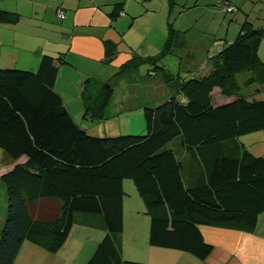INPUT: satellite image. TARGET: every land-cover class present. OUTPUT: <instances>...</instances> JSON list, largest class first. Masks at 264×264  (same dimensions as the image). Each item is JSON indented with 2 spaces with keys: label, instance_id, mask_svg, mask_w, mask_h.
I'll return each instance as SVG.
<instances>
[{
  "label": "trees",
  "instance_id": "1",
  "mask_svg": "<svg viewBox=\"0 0 264 264\" xmlns=\"http://www.w3.org/2000/svg\"><path fill=\"white\" fill-rule=\"evenodd\" d=\"M168 4L162 56L173 54L186 32L174 28L177 0ZM220 4L226 11L235 7L228 0ZM20 20L17 11L0 8V25ZM263 35V28L245 20L236 38L209 57L211 68L200 77L174 76L160 64L162 56L138 55L123 62L112 80L86 76L79 96L90 122L106 120L114 80L140 62L152 65L148 75L175 84L181 98L143 106L141 134L94 136L75 122L54 89L59 66L67 62L64 53L39 52L35 69L0 67V149L14 163L0 175L6 190L0 264H13L24 241L56 253L75 224L105 232L87 264H144L124 259L120 251L125 179L132 180L149 216L150 246L204 260L212 246L199 226H254L264 212V157L236 139L264 130V98L239 96L235 74L256 65L264 69L258 58ZM103 44L110 63L116 43ZM216 87L226 100L213 97Z\"/></svg>",
  "mask_w": 264,
  "mask_h": 264
},
{
  "label": "crops",
  "instance_id": "2",
  "mask_svg": "<svg viewBox=\"0 0 264 264\" xmlns=\"http://www.w3.org/2000/svg\"><path fill=\"white\" fill-rule=\"evenodd\" d=\"M12 1L15 4L14 9H7L20 13L21 20L12 26L0 25V67L22 64L35 69L39 52L53 55L64 53L67 62L59 66L54 89L61 96L75 122L77 115L82 114V123L79 125H83V122L87 125L88 121L83 117V109L78 104L80 96L75 90L79 91L86 76L98 73V62L106 63L104 40L116 43L119 55L114 62L116 65L122 64L124 58L120 53L140 56L142 49H160L159 37L164 35L162 25H166L165 20H168L167 14L158 24L156 20L159 21V18L151 15L145 21L138 22V18H146L151 12L156 13L155 6L149 5L155 0H22L25 2L21 7H18L17 0ZM161 8L163 3L160 5L158 17L162 15ZM61 9L65 11L62 20L57 17ZM20 22L24 24V34L17 32L22 28ZM135 28L141 33L140 38L138 35L134 40L127 38L126 35L136 30ZM148 29L158 33L154 36L158 42L148 38L145 33ZM187 32L182 33L180 37V47L186 42ZM129 74H126V77ZM159 77L160 81L172 86L170 90H176L174 83L166 82L167 78L162 75ZM70 101L74 102L71 104ZM236 141L252 154L260 155V151L264 149V130L240 136ZM13 165L12 161L8 162L7 166L0 170V175ZM0 189L3 193L2 187ZM127 203L123 198L120 251L124 259L142 261L144 264H183L176 261L177 258L185 260V264H264V212L259 214L255 225L249 228L232 224L199 226L204 241L212 246L209 256L201 260L187 252L185 257L178 253V250L150 246L148 219L140 214L142 206L140 209L130 206L127 208ZM1 224L2 216L0 227ZM90 229L98 230L94 231V237L98 238L104 232L99 228L75 224L61 247L68 250V253H73L71 260L75 264L76 259L81 264H87L97 247L95 240H91L93 233ZM29 244L22 242L13 264H50L48 254L52 256L58 252H48L39 247L44 250L40 253ZM39 254L48 259L44 261L38 258ZM66 263L67 259L63 258L53 264Z\"/></svg>",
  "mask_w": 264,
  "mask_h": 264
},
{
  "label": "rangeland",
  "instance_id": "3",
  "mask_svg": "<svg viewBox=\"0 0 264 264\" xmlns=\"http://www.w3.org/2000/svg\"><path fill=\"white\" fill-rule=\"evenodd\" d=\"M17 1L19 5L18 7L24 6L23 2L25 1ZM17 1L15 2L17 3ZM220 1L221 0H177V5L173 13L174 15L172 16L173 23L175 28H179V30L186 29V31H188L187 35H185L186 42L183 46L175 48L173 54L162 56L161 53L164 49L168 32L166 19V25H162L164 28V35L161 38L159 37V41L161 42L159 43L160 49H142V55L140 56H162L160 64L168 68L174 76L179 75L181 78L189 79L193 76L200 77L207 74L211 68V58L209 57L216 54L217 50L225 42H232L236 38L239 28L245 20L250 21L256 28L264 29V0H228L230 4L235 6L230 11H226L222 4H220ZM161 2L163 3L161 14L164 15V17L162 15L161 17H158L160 5L162 4ZM149 5L155 6L154 10H156V13L151 12L146 18H138V22L145 21L153 15L159 18V21L156 20V23L160 24V20H164L166 15L169 14L168 0H155ZM14 6L15 4L12 0H0V8L14 9ZM182 8L183 11L179 12V9ZM19 25H21L22 28L21 30L18 29L17 32L24 34L25 28H23V22H20ZM145 33L150 39H156L154 36L158 35V33H153L151 29L146 30ZM136 35H138L139 38L141 36L138 29L132 30L126 35V37H131L132 40H134ZM129 41L131 42V40ZM156 41L158 42V39H156ZM120 54L123 55V62L133 57V54ZM118 55L119 54L117 53L116 56ZM258 58L260 59V62L264 64V35L262 36L258 49ZM115 59L116 57L110 63L98 62V73L94 75L102 80H112V76L118 71L119 65H121V63L116 65L114 62ZM150 68H152V65L149 64V62H140L138 68L131 72L129 76L126 77L125 75L118 80H114V95L106 110L107 118L103 122H90L87 120V125L86 122H83V126L87 128L88 132L92 133L94 136L141 134L145 131L143 106H155L170 96H177L178 98L182 97L178 89L170 90L172 86L166 85L164 81H160L161 78L159 77V74L155 77L148 75V70ZM101 75L104 77H101ZM235 79L238 86L237 92L239 96L248 100L264 98V69L262 70L260 66L256 65L253 68L249 67L236 73ZM75 92L79 95V91L77 92L75 90ZM212 95L215 99L226 100L224 99L226 96H220L218 87L212 88ZM73 102L74 101H70L71 104ZM78 104L82 107L81 99H79ZM76 118V122H78L77 124L82 123V114L77 115ZM167 147L174 148V143L167 144ZM260 152V155L256 156L264 157V149ZM10 161L11 160L0 149V170H3ZM0 187H2V190L4 191L2 193L0 189L1 217L4 215L6 208V190L2 182H0ZM123 190L125 192L124 199L128 201L126 207L129 208L130 206L140 209L142 206L143 210L140 214L148 219L149 224L150 219L145 213V206H143L144 203L135 191L132 180H123ZM90 230L93 233L91 235V240L94 239L95 244L97 245L105 232H102L101 237L98 238L94 237L96 235L94 234V231L98 230ZM24 243H30L29 245L35 247L34 249H37L40 253L44 251L31 242L24 241ZM25 245L26 244H24V247ZM67 251L68 250H65V248H60L56 254H53L52 256L51 254H48V261H50V264H53L66 258V264H75L71 260L73 253H68ZM178 253H181V255L186 257V252L178 251ZM38 256V258H42L44 261L45 259H48L42 254H39ZM175 260L183 264L186 263L183 259L177 258ZM76 264L81 263L76 259Z\"/></svg>",
  "mask_w": 264,
  "mask_h": 264
},
{
  "label": "built area",
  "instance_id": "4",
  "mask_svg": "<svg viewBox=\"0 0 264 264\" xmlns=\"http://www.w3.org/2000/svg\"><path fill=\"white\" fill-rule=\"evenodd\" d=\"M230 10H232L231 8H227V11H230ZM58 16L61 18V19H63L64 18V11H60L59 13H58Z\"/></svg>",
  "mask_w": 264,
  "mask_h": 264
}]
</instances>
